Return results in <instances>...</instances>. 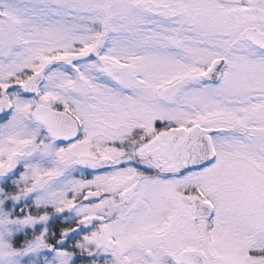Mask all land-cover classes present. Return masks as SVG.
I'll list each match as a JSON object with an SVG mask.
<instances>
[{
  "label": "snow or ice",
  "instance_id": "1",
  "mask_svg": "<svg viewBox=\"0 0 264 264\" xmlns=\"http://www.w3.org/2000/svg\"><path fill=\"white\" fill-rule=\"evenodd\" d=\"M0 264H264V0H0Z\"/></svg>",
  "mask_w": 264,
  "mask_h": 264
}]
</instances>
